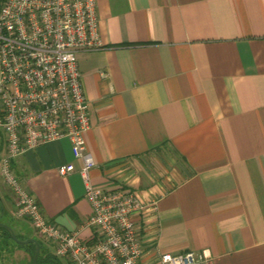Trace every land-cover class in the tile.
<instances>
[{
	"label": "crops",
	"instance_id": "1",
	"mask_svg": "<svg viewBox=\"0 0 264 264\" xmlns=\"http://www.w3.org/2000/svg\"><path fill=\"white\" fill-rule=\"evenodd\" d=\"M96 2L103 46L78 55L91 181L130 185L148 203L142 264L189 250L264 264V0ZM69 163L77 170L61 176ZM80 167L67 138L12 161L45 218L89 239ZM16 207L0 174V223L35 238Z\"/></svg>",
	"mask_w": 264,
	"mask_h": 264
},
{
	"label": "built area",
	"instance_id": "2",
	"mask_svg": "<svg viewBox=\"0 0 264 264\" xmlns=\"http://www.w3.org/2000/svg\"><path fill=\"white\" fill-rule=\"evenodd\" d=\"M96 0H2L0 3V131L6 152L0 174L16 195L15 217L28 219L68 264H142L144 247L137 218L148 207L130 185L99 188L91 181L96 166L88 150V101L78 65L81 52L102 48ZM67 138L86 189L92 213L89 239L48 221L23 187L12 161L26 151ZM73 163L58 172H75ZM158 264H212L209 251L161 253Z\"/></svg>",
	"mask_w": 264,
	"mask_h": 264
},
{
	"label": "rangeland",
	"instance_id": "3",
	"mask_svg": "<svg viewBox=\"0 0 264 264\" xmlns=\"http://www.w3.org/2000/svg\"><path fill=\"white\" fill-rule=\"evenodd\" d=\"M29 229L32 231L33 236H35L34 239H37L41 245V256L38 259L37 264H46L44 261L45 257L47 255H52L53 249L49 247L44 239L40 235L36 234L33 229ZM0 233L2 235V230H0ZM17 236L19 239L24 237L19 232H17ZM33 251L35 252V245L33 244L19 245L13 239L7 238L6 236H0V264H33L31 256ZM21 252L26 255L22 257L23 254H21ZM27 254L30 255L28 256ZM55 262L57 264H68L63 259H56Z\"/></svg>",
	"mask_w": 264,
	"mask_h": 264
},
{
	"label": "water",
	"instance_id": "4",
	"mask_svg": "<svg viewBox=\"0 0 264 264\" xmlns=\"http://www.w3.org/2000/svg\"><path fill=\"white\" fill-rule=\"evenodd\" d=\"M1 1L2 0H0V3H1ZM0 228L8 231L10 233L12 239L16 243H18L19 245H27V244H33V245H35V252H34V256L32 258V263L33 264H37L38 258H39L40 252H41V245H40V243H39V241L37 239L31 238V239L21 240V239H19L16 236L14 230L10 226L5 225L3 223H0Z\"/></svg>",
	"mask_w": 264,
	"mask_h": 264
},
{
	"label": "trees",
	"instance_id": "5",
	"mask_svg": "<svg viewBox=\"0 0 264 264\" xmlns=\"http://www.w3.org/2000/svg\"><path fill=\"white\" fill-rule=\"evenodd\" d=\"M0 230H2V235H0L1 237L6 236L7 238L12 239V237H11V235H10V233H9L8 231H6V230H4V229H1V228H0ZM31 256H32V258H33V256H34V251L32 252ZM40 256H41V252H40L39 258H40ZM39 258H38V259H39ZM44 261L46 262V264H57V263L55 262L56 259H55L52 255H47V256L45 257V260H44Z\"/></svg>",
	"mask_w": 264,
	"mask_h": 264
}]
</instances>
